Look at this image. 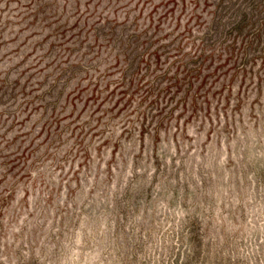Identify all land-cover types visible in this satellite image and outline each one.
<instances>
[{"label": "rangeland", "instance_id": "374dc122", "mask_svg": "<svg viewBox=\"0 0 264 264\" xmlns=\"http://www.w3.org/2000/svg\"><path fill=\"white\" fill-rule=\"evenodd\" d=\"M220 1L0 0V264H264L263 4L255 51Z\"/></svg>", "mask_w": 264, "mask_h": 264}, {"label": "trees", "instance_id": "16d2710c", "mask_svg": "<svg viewBox=\"0 0 264 264\" xmlns=\"http://www.w3.org/2000/svg\"><path fill=\"white\" fill-rule=\"evenodd\" d=\"M222 1L224 0H221L220 3H222ZM246 1L247 0H242L238 7L232 11L234 21H236L237 23L231 27V31L235 29L239 33L240 28L243 29L247 25V23L249 24L251 22L255 26V24L259 22L257 28L254 29L255 38L249 40L252 48H254V50L256 51L261 45V8L259 9V7L261 6V4H263L262 10H264V0H249L248 3L245 4L242 8L241 5H243V3H245ZM231 3V0H229V4ZM235 3L236 2H233V5H235ZM244 49L245 51H247L248 44L245 46Z\"/></svg>", "mask_w": 264, "mask_h": 264}]
</instances>
